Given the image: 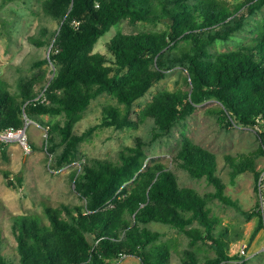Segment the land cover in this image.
Wrapping results in <instances>:
<instances>
[{"label":"trees","instance_id":"trees-1","mask_svg":"<svg viewBox=\"0 0 264 264\" xmlns=\"http://www.w3.org/2000/svg\"><path fill=\"white\" fill-rule=\"evenodd\" d=\"M263 7L264 0L233 5L225 0H44L45 13L60 24L49 53L59 69L44 86V100L37 99L35 79L22 85L20 96L0 80V132L24 128L25 116L64 114V122L50 125L47 134V149L53 156L50 167L59 170L78 158L88 132L76 133L75 126L104 93L123 104V108L103 105L107 124L137 127L151 119L152 139L212 99L217 105L208 112L218 116L223 126L239 123L258 128L257 153L230 160L233 177L251 169L259 188L263 170H257L255 157L264 154V18L252 40L237 49L213 52L211 48L243 29L246 17ZM123 19L162 22L165 29L117 32L108 42L110 60L94 49ZM30 39L41 46L47 42L37 36ZM177 65L187 70L190 88L160 90L136 112L135 101ZM146 143L138 137L135 145L119 151L117 162L92 158L73 171L74 189L83 205H46V220L39 214L15 215L12 231L19 264H116L124 255L137 256L143 264L167 263L172 248L161 240V231L147 225L150 222L185 232L193 245L199 240L214 245L216 256L204 263L194 250L185 249V264L242 259L243 255L230 254L227 228L216 231L219 220L212 215L210 194L181 186L176 171L163 162L148 164ZM174 159L191 176L206 177L214 184L213 197L232 202L225 194L214 152L185 135ZM256 214L258 232L264 229L260 207ZM0 264H12L2 252ZM241 264H247L245 258Z\"/></svg>","mask_w":264,"mask_h":264},{"label":"rangeland","instance_id":"rangeland-1","mask_svg":"<svg viewBox=\"0 0 264 264\" xmlns=\"http://www.w3.org/2000/svg\"><path fill=\"white\" fill-rule=\"evenodd\" d=\"M43 1L0 0V80L18 96L21 94L22 85L33 79L39 96L59 69L49 60V53L60 24L45 13ZM225 1L233 5L242 0ZM263 18L264 7L246 17L243 29L236 31L229 40H217L211 50L230 51L252 40L256 26ZM163 29L165 24L162 22L132 23L129 19H123L99 39L94 50L105 53L113 60L108 42L117 32L137 33ZM30 36L42 37L47 42L42 46L37 45ZM180 88L189 89L190 85L187 70L184 66L177 65L167 72L164 79L155 83L144 96L137 99L133 108L139 112L153 100L158 91ZM104 104L123 108V104L108 93L94 99L75 126L76 133L88 132L86 139L80 144L78 158L59 170L50 167L53 156L47 149V134L50 125L57 121L64 122V114L36 115L32 119L24 117L31 153L27 154L18 140L3 142L0 139V252L12 264H19L12 231L14 216L24 213L39 214L46 220V205H83L84 199L74 189L73 171L80 168L85 160L92 158H106L117 162L119 151L135 145L136 139L141 137L148 142L145 144L148 164L163 162L176 171L181 186L193 187L203 195L210 194L209 206L212 215L219 220L216 231L227 228L229 234L226 238L231 240V255H241V246L248 243L247 254L242 259L227 260L222 264H241L244 258L247 264H264V229L256 231L260 223L256 211L262 207V200L255 172L249 169L233 177L230 160L257 153L261 145L258 128L239 123L230 127L223 126L218 116L208 112L217 105L216 101L209 99L199 104L192 115L177 122L169 132L152 139L154 122L151 119L139 123L137 127L118 128L106 123ZM136 115L134 114V118ZM185 135L217 155L218 173L226 184L225 194L232 202L213 197L211 194L216 191L214 184L206 177L191 176L177 165L174 156ZM255 158L257 170H263V176L264 154L260 153ZM147 225L161 231V240L172 248L170 259L164 264H185V249L194 250L203 263L207 257L216 256V249L210 241L199 240L193 245L185 232L170 224L150 222ZM116 264L143 263L137 256L125 255L117 259Z\"/></svg>","mask_w":264,"mask_h":264},{"label":"built area","instance_id":"built-area-1","mask_svg":"<svg viewBox=\"0 0 264 264\" xmlns=\"http://www.w3.org/2000/svg\"><path fill=\"white\" fill-rule=\"evenodd\" d=\"M45 90H46V88L43 89L42 93L37 97V99H39V100L45 99V97H46ZM0 139L3 142L18 140L20 142V144L23 146V148L27 154L31 153V151H32V148H31V145L29 142V135H28V131H27V126H25L24 128L18 129V130L8 129L5 131H1L0 132ZM259 192H260V196H261V200H262L261 211H262L263 217H264V175L261 176V178H260ZM247 249H248V243L243 244V246H241V248L239 250L241 252V255L247 254Z\"/></svg>","mask_w":264,"mask_h":264}]
</instances>
